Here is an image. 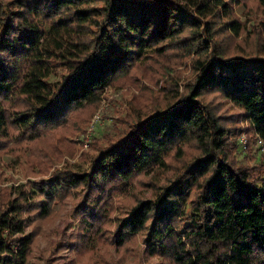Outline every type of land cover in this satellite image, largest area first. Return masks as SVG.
<instances>
[{
    "label": "trees",
    "instance_id": "obj_1",
    "mask_svg": "<svg viewBox=\"0 0 264 264\" xmlns=\"http://www.w3.org/2000/svg\"><path fill=\"white\" fill-rule=\"evenodd\" d=\"M243 1L0 0V149L10 137L38 139L60 154L62 138L84 129L105 86L146 57L158 62L154 53H192L194 73L173 100L133 110L120 133L89 140L84 166L54 167L26 190L0 193V264L25 263L32 208L45 215L77 191L83 228L99 233L111 196L147 171L153 193L118 216L110 239L141 232L145 251L170 264H264V161L236 160L235 125L201 97L218 91L264 140V42L228 45L242 26L232 7ZM167 167L172 175L155 182Z\"/></svg>",
    "mask_w": 264,
    "mask_h": 264
},
{
    "label": "rangeland",
    "instance_id": "obj_2",
    "mask_svg": "<svg viewBox=\"0 0 264 264\" xmlns=\"http://www.w3.org/2000/svg\"><path fill=\"white\" fill-rule=\"evenodd\" d=\"M231 14L240 20L242 26L236 34H231L228 43L230 50H240L241 47L251 49L253 41L257 39L264 42V0H244L232 7ZM167 52L175 51L166 49L154 53L158 62L146 57L134 65L129 73L105 86L96 108L84 124V129L71 133L67 139L62 138L64 150L60 154H54L53 147L46 141H22L11 137L5 139L0 149L2 196L15 195L18 188L26 190L30 179L45 176L54 167L84 166L87 164L84 152L94 150L89 145V140L95 138L102 141L106 136L120 133L125 127L122 119L133 110L173 100L194 74L190 66L192 53L181 57L166 56ZM136 76L138 80L135 79ZM201 97L212 106L223 124L235 125V131L229 134V138H245L244 145L237 140L232 149L231 153L236 160L253 162L262 156L264 161V150H259L256 136L248 129L249 124L243 110L218 91L203 92ZM45 151L48 153L45 154ZM183 151L190 155L194 152V147L191 143H186ZM171 158L172 154H169L168 159ZM47 163L48 168L44 172L39 171V166ZM151 172L138 174L129 188L111 196V207L104 213L106 219L103 220L104 227L99 233L83 228L86 222L75 208L80 198L77 191L51 202L50 212L45 215H40L36 207L32 208L29 212L35 214L23 229L33 234L24 264H170L167 258L150 255L145 251L141 232L121 243L110 239V232L118 216L124 214L138 198L153 193L155 187L148 182L152 179ZM172 173L173 169L167 167L162 173L155 172L153 178L156 179L155 182L163 183ZM39 197L41 195L34 194L31 200Z\"/></svg>",
    "mask_w": 264,
    "mask_h": 264
},
{
    "label": "built area",
    "instance_id": "obj_3",
    "mask_svg": "<svg viewBox=\"0 0 264 264\" xmlns=\"http://www.w3.org/2000/svg\"><path fill=\"white\" fill-rule=\"evenodd\" d=\"M244 137L242 136H239L238 137V142L241 144V145H244ZM256 141H257V144H258V147H259V150L260 151H263L264 150V140H262L259 136H256Z\"/></svg>",
    "mask_w": 264,
    "mask_h": 264
}]
</instances>
